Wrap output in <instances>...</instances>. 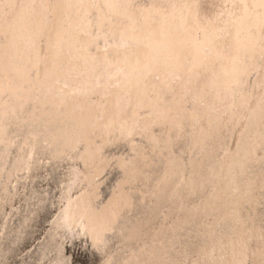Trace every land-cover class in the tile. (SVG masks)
<instances>
[{"label":"rangeland","instance_id":"rangeland-1","mask_svg":"<svg viewBox=\"0 0 264 264\" xmlns=\"http://www.w3.org/2000/svg\"><path fill=\"white\" fill-rule=\"evenodd\" d=\"M177 1L0 0V139H4L1 137L3 130L15 137L12 142L8 139L0 141V159L4 160L0 165V210L4 209V213L0 214V236L8 217L13 220L19 212L23 213L20 203L15 213L6 207L23 198L21 195L25 188L21 182L24 180L26 183L33 174L45 180L43 176L49 175L51 169L53 175H60L56 177L59 180L66 173L63 180L72 181L68 185L73 186L72 190H68L70 194L66 198V207L63 204L56 215L61 220L63 214L74 213L65 215L72 225V231H66L62 241L66 248L61 253L68 254L65 264H94L101 256L106 259L96 264H182L186 255V259L190 260L185 264H264V198L261 195L263 180L260 170L264 162V141L261 137L264 132V0H209L211 7L208 0ZM221 13L226 17L224 21L228 31L217 30V26H213L219 24V18L223 17ZM172 27L174 36L171 40ZM63 28L61 41L58 38ZM87 31L94 35L87 60L93 65V72L85 77L83 72L75 70L82 61L79 50L86 43ZM168 39L171 40L170 46H174L169 54L173 55L176 49L178 63L170 67V55L161 56L163 59L166 57V61L159 58V63H150V51ZM26 43L29 44L28 58L21 50ZM72 43L78 46L76 50L65 47ZM164 53L167 54L166 48ZM192 54L194 56L191 57ZM10 61L17 62L18 68L10 66ZM180 61H183L182 64ZM167 62L171 64L169 67ZM60 63L63 65L61 70H68L67 74L61 73L62 76L58 74ZM54 73L56 77H53ZM205 80L210 81L209 85ZM161 87L168 89L166 94L170 97L165 95L159 102L156 99ZM108 92L112 97L107 95ZM110 103L113 104L111 107ZM46 104L52 105L51 111L57 113L58 126L62 130L64 146L61 147L62 155L58 157L62 160L58 166V163L55 167L51 165L57 172L48 161L44 169L31 163L33 144L36 147L34 156H44L49 160L47 157H51L52 147L57 143L51 137L55 131L51 123L48 133L44 132L46 141L42 144L43 148L37 142L42 137L37 136L40 129L33 123L39 121L38 114ZM254 106L257 110L253 113ZM8 114H16V123L13 118L6 121ZM159 114L165 115L163 122H160ZM181 114L186 117L183 123H188L187 129L182 127L187 143L182 160L177 161L176 155H170L168 145L165 146L168 138H175L172 134H175V123ZM210 114L225 124L218 144L226 139V131L229 132L228 145L222 153L218 176L215 177L214 173L207 176L209 154L205 150V138L209 140L213 135L205 136L200 131L209 125ZM248 114H254L250 128L255 124L252 133L258 136H252L247 126L248 131L242 136L247 138L246 151L240 154L237 151L233 155L232 147ZM157 121L162 123L161 133L155 128ZM99 125L106 135L96 129ZM28 133L32 142L28 140ZM76 136L77 141L74 139ZM157 137L161 141V153L164 150V159L151 178L147 170L155 158L151 152V141ZM201 137L204 138L202 141L199 140ZM110 139L121 149L114 150V155L126 156L125 159H116L114 167L118 173L112 181L103 175L105 165L99 161L105 160L104 164L114 161L107 153ZM74 142L78 144L76 148L81 149L78 160L72 162ZM124 145L126 152L122 151ZM198 145L202 149L200 152L197 151ZM16 156L19 160L11 166ZM176 162L180 163L179 166ZM241 164H244L245 170H242ZM23 165L24 170L15 175L16 167L20 166L22 170ZM142 165H146L143 172ZM217 169L218 163L215 173ZM70 170L72 173H69ZM70 175L72 177L68 178ZM173 177L176 178L174 182ZM52 180L47 178L43 192H47V202L53 207L51 196L55 191L57 194L60 192ZM38 182L40 185L41 182ZM107 185L109 189L99 207L95 199L101 196L100 191ZM27 186L30 185L27 183ZM157 192L161 194L157 203L161 207L153 219L148 220L144 217L147 195ZM5 195H14L12 202L7 203ZM177 197L180 207L174 202ZM132 199L136 204L131 203ZM92 206L99 207L97 215L89 212ZM25 214L28 217L33 215L29 223L41 220V216L34 214L28 205ZM101 214L106 215L101 217ZM130 215L135 232L132 238L127 237L128 245L123 254L116 255L119 247L113 249L112 245L118 241L119 231L122 228L123 231L129 230L128 227L124 230L125 222L121 219L125 216L130 218ZM104 219L110 228L103 227H107ZM47 220V216L42 218L45 227ZM86 220H90L91 228L81 231L79 225ZM12 223L15 224L16 220ZM174 225L175 237L165 234L166 228ZM93 230L94 235H90ZM103 239L108 243L101 248L105 242ZM28 240L20 244L26 246L32 243L28 248L31 251L43 249L45 241L35 246L34 240ZM216 242L220 244L216 246ZM21 245L14 247L17 250L15 258L6 263L19 260V264H41L38 254L29 260L20 258L23 256L20 253L25 250ZM143 246L145 250L140 252ZM210 246H214L215 250L211 261L207 254ZM37 250L39 253L41 249ZM8 253L7 257L12 255ZM179 256H182L181 260ZM50 264L56 263L51 260Z\"/></svg>","mask_w":264,"mask_h":264},{"label":"bare ground","instance_id":"bare-ground-1","mask_svg":"<svg viewBox=\"0 0 264 264\" xmlns=\"http://www.w3.org/2000/svg\"><path fill=\"white\" fill-rule=\"evenodd\" d=\"M110 1V0H109ZM172 2H174V1H177V0H171ZM205 1V0H204ZM211 1V0H210ZM212 1H214V0H212ZM163 2H164V0H163ZM169 2V1H168ZM178 2V1H177ZM182 2V1H181ZM208 2H209V0H208ZM217 2H219V1H217ZM222 2V1H221ZM137 3V2H136ZM171 3V2H170ZM175 3V2H174ZM210 4V7H211V2H209ZM13 4H14V2H13ZM142 4V3H141ZM145 4H147V3H145ZM169 4V3H168ZM201 4V3H200ZM212 4H213V2H212ZM215 4V3H214ZM151 5V4H150ZM163 6H166V5H163ZM200 6V5H199ZM207 6H208V4H207ZM213 6V5H212ZM216 6V5H215ZM204 7V6H203ZM214 7V6H213ZM217 7V6H216ZM209 9V8H208ZM213 10H215L214 8H212ZM201 10H203V8L201 9ZM7 11H9L8 9H7ZM6 11V12H7ZM209 11H210V9H209ZM197 12V11H196ZM215 12V11H214ZM210 13V12H209ZM7 14V13H6ZM151 14V13H150ZM214 14V13H213ZM222 14V13H221ZM206 15V14H205ZM204 16V15H203ZM208 17H209V15H207ZM222 16L223 17H218L219 18V24L218 25H214L213 24V26H217L215 29H217V30H224V29H227V31H228V25H226L225 24V21H226V17L224 16V13L222 14ZM211 18V17H210ZM223 20H222V19ZM124 19V18H123ZM203 19V18H202ZM224 19H225V21H224ZM165 23V22H164ZM206 23H207V21H206ZM47 24V23H46ZM205 27H206V25H205ZM207 28V27H206ZM208 29V28H207ZM64 31H65V29L63 28L62 29V31L60 32V34H59V38H58V40L60 39L61 41H62V39H63V33H64ZM71 31V30H70ZM188 32V31H187ZM191 33V32H190ZM220 34V33H219ZM227 34V33H226ZM226 34L224 35L225 37H226ZM183 35V34H182ZM171 40L173 39V36H174V31H173V27H172V29H171ZM64 37H66V36H64ZM94 37V35L91 33L90 34V32L89 31H87V34H86V36H85V44H84V46L82 45V48H81V50H79V51H81L82 53H81V57H80V59L82 60V61H80V63L77 65V69L75 70V71H77V72H80L81 74H82V72H83V74H85V77L87 76L88 77V75H89V73H91V72H93V65L92 64H88L87 63V60L89 59L88 57L90 56V53H91V45H92V38ZM184 37V36H183ZM182 37V38H183ZM193 37V36H192ZM171 40L169 41V39H168V41L167 42H163L162 41V44L159 46V47H154L155 48V50H151L150 51V55H148V56H150V59H149V62L151 63H154V64H157V63H159L158 62V60H159V58H160V60H165L166 61V57H165V59H163V58H161V56H168V55H170L169 53H170V50L172 51L173 49L172 48H174V46H170V44H171ZM219 40V39H218ZM222 40V39H221ZM225 41H226V39H224ZM229 41L230 40H228V43H229ZM185 42V41H184ZM71 43V42H70ZM161 43V42H160ZM176 43V42H175ZM191 43V42H190ZM190 43H189V46H190ZM66 44H67V42H66ZM68 44H69V42H68ZM195 44V43H194ZM186 45V44H185ZM228 45V44H227ZM158 46V45H157ZM231 46V45H230ZM28 47H29V44H23L22 45V47H21V50L23 51V54H26V57L25 58H28L29 57V52H28ZM65 47H69V48H71V47H73V48H75V50L77 49V45H76V43H72V44H70L69 46H65ZM165 48H166V50H167V54H165L164 52H165ZM191 48V47H190ZM185 50V49H184ZM189 50V49H188ZM180 51V50H179ZM181 51H183V50H181ZM193 51V50H192ZM223 51V50H222ZM189 52H190V50H189ZM71 53H73L72 51H71ZM164 54V55H160V54ZM176 49H175V51L173 52V55H170L171 57H170V63L172 62V65L169 63V62H167L166 63V66L168 65V67H169V64L171 65L170 67H175V65L178 63V60L176 59V57L177 56H175L176 55ZM185 53V52H184ZM180 54H182V53H180ZM188 55H189V53H187ZM221 54V53H220ZM223 54V53H222ZM198 55V54H197ZM181 56H185V55H181ZM181 56H179V58L181 59ZM190 56V55H189ZM189 56H188V58H189ZM192 56H194L193 54L191 55V57ZM199 56V55H198ZM69 57H71V56H69ZM197 57V56H196ZM168 58V57H167ZM185 58H187V55H186V57ZM209 58V57H208ZM179 59V60H180ZM196 60V59H195ZM12 61V60H11ZM10 61V62H11ZM185 61H187L186 59H185ZM181 62V61H180ZM183 62V61H182ZM182 62H181V64H182ZM188 62H190V61H188ZM186 63V62H184V63H186V65L187 64H189V63ZM193 62V61H192ZM192 62H190V63H192ZM195 63H196V61H195ZM61 64V63H60ZM88 64V65H87ZM14 65V66H13ZM190 65V64H189ZM10 66H13L14 68H18V65H17V62H15V61H13V62H11L10 63ZM62 64H61V66L59 67V69L60 70H58V74L59 75H61L62 76V74L61 73H68V70H61L62 69ZM79 66H80V68H79ZM182 66V65H181ZM49 68V66L47 67V69ZM53 68V65H52V67H51V69ZM184 69V67H181V69ZM202 68V67H201ZM218 68V67H217ZM46 69V70H47ZM151 69V68H150ZM205 69V68H204ZM206 70V69H205ZM182 70H180V72H181ZM200 71V70H199ZM214 72V71H213ZM81 74H79V77L81 76ZM211 74V73H210ZM214 74V73H213ZM56 73H54L53 74V77H56ZM149 75V74H148ZM158 75V74H157ZM179 75V74H178ZM66 76H68V75H66ZM154 76H155V73H154ZM181 76V75H180ZM200 76H201V74H200ZM200 76H198V78L200 79ZM206 75H204V77H205ZM169 77V76H168ZM213 77V76H212ZM215 77V76H214ZM225 77V76H224ZM82 78V77H81ZM84 78V77H83ZM156 78V77H155ZM177 78H178V76H177ZM197 78V79H198ZM203 78V77H202ZM207 78V77H206ZM209 78H211V76L209 77ZM208 78V79H209ZM86 78H84V80H85ZM157 79H159V78H157ZM156 79V80H157ZM194 79H196L195 77H194ZM196 79V80H197ZM215 79V78H214ZM213 78H212V80H214ZM167 81V80H166ZM190 81V80H189ZM198 81H200V80H198ZM206 81V80H205ZM157 82V81H156ZM168 82H170V81H168ZM174 82H175V80H174ZM197 82V81H196ZM204 82V81H203ZM207 83H208V85H209V82L208 81H206ZM191 83H192V80H191ZM199 83V82H198ZM200 84V83H199ZM202 84H204V83H202ZM191 85V84H190ZM194 85V84H193ZM195 85H196V83H195ZM169 86V85H168ZM199 86V85H198ZM202 86V85H201ZM165 87V86H164ZM191 87V86H190ZM194 87V86H193ZM192 88V87H191ZM190 88V89H191ZM204 88H205V86H204ZM203 88V89H204ZM165 89V88H164ZM195 89V88H194ZM193 89V91H195ZM166 90H168L167 88L165 89V90H163L162 89V87H161V89L159 90V96H157V99L156 100H159V102H160V100L163 98V97H166L165 95H168V94H166L168 91H166ZM196 90L198 91L199 90V88H196ZM200 90H201V88H200ZM201 92V91H200ZM200 92H198L199 94H200ZM192 94H194L193 92H191ZM196 95H197V93L195 94V97H196ZM159 97V98H158ZM168 97H170L169 95H168ZM189 97H193V96H189ZM195 97H194V99H195ZM202 97V96H201ZM200 97V98H201ZM203 98V97H202ZM193 98H190V100H192ZM196 99H197V97H196ZM195 99V100H196ZM191 102H194V100L193 101H191ZM157 104H158V101H157ZM193 104V103H192ZM20 105H23L22 103L20 104ZM74 105H76V103L74 104ZM200 105V104H199ZM52 105H50V104H46L45 106H44V108H41V110H40V112H39V114H38V118H39V121L36 123V122H34L33 123V125L35 124V126L36 127H38L39 126V131H37V133H38V137H42V138H40V139H37V142L42 146V144L46 141V140H44L45 138H44V132H47V130H49V125H50V123H51V128H53L54 127V129H55V131H54V135L53 136H51V137H53L54 139H56L57 140V143H56V145H54L53 147H52V151H51V156H53L54 158H52V162L53 163H51V161H50V166L51 165H55V164H57V166L58 165H60V160H62V159H60V158H58L60 155H62V151H63V148L61 149V147L62 146H64L63 144H62V140H63V138H62V130H61V127H59L58 126V115H57V113L55 114V113H53L51 110H52V108H50ZM196 108V107H195ZM255 109V110H254ZM257 109L255 108V106L253 107V109L251 110V112H255ZM262 110H264V109H262ZM182 111V110H181ZM253 112V113H254ZM167 113V112H166ZM165 113V114H166ZM182 113V112H181ZM55 114V115H54ZM161 114V113H160ZM159 114V115H160ZM249 115V114H248ZM54 116H56V118L54 117ZM161 116V115H160ZM164 114H162V116H161V121L160 122H163V120H164ZM183 116H184V114H181L180 116H179V119H177L176 120V123H175V134H172V135H175L174 137L175 138H173L172 139V137H170L171 139H169L168 138V140H166L168 143H166V146L165 147H167V145H168V147H167V150L169 151V153H170V155L171 154H175L176 155V157H177V161H181L182 160V158H183V155H184V149H185V145H186V143H187V140L186 141H184V139H185V137H184V135H183V133H184V128H182V127H186V129H187V126H188V123L186 122V123H183V119L184 118H186V117H184L183 118ZM251 116V117H250ZM254 116V114L253 115H249V116H247V117H249V118H245V122H244V124H242V126L240 127V129H239V132H238V137H237V139H235L236 141L234 142V146L231 148L232 150H233V155L235 154V152H234V147L236 146H238V144H240V142H242L243 140H242V138L244 139V137H242V136H245V132L247 133V131L248 130H251V128H250V126H251V124H252V122H253V117ZM264 117V116H263ZM47 119V120H46ZM180 119H181V121H180ZM185 120V119H184ZM159 121V120H158ZM155 122V128H156V130L158 129V130H160V133H161V131L163 130V129H161L162 128V123H160V122ZM247 121V122H246ZM185 122V121H184ZM209 125L207 126H205V127H203L202 128V130H200V131H202L203 133H204V135L205 136H210L211 134L213 135L212 137H210L209 138V140L207 139V138H205L206 139V141H207V144L205 145V150L208 152V159H210V158H212V159H215V154H216V144H218V140H220V138H221V133L223 132V130H224V126H225V124L224 123H221V121L219 122L217 119L215 120V117H214V115L212 114H210V118H209ZM46 124V125H45ZM187 124V125H186ZM247 124V125H246ZM168 125V124H167ZM174 125V124H173ZM180 125V126H179ZM248 126V128H250V129H246V127ZM254 126H255V124L252 126V129L254 128ZM171 127V126H170ZM173 127V126H172ZM183 130H181V129ZM179 130H180V133H179ZM163 132V131H162ZM165 132V131H164ZM173 132V131H172ZM48 133V132H47ZM244 133V134H243ZM217 135H218V138H217ZM261 135H262V137L264 138V132H262L261 133ZM215 137V138H214ZM180 138H182V140L180 139ZM213 138H214V140H213ZM239 138H241V140L239 141L238 139ZM262 138V140L264 141V139ZM204 138L203 137H201V139H199V140H203ZM198 140V142H200ZM205 141V140H204ZM176 142V143H175ZM239 142V143H238ZM160 143V144H159ZM178 143H180V144H178ZM116 142L115 141H111V139H110V143L109 144H107V153H108V155L110 156V157H112V159L113 160H116V159H118L119 157H118V155L117 154H115L114 155V150H117V148L118 149H120L119 147H116ZM131 147H133L132 145H131ZM135 147V146H134ZM42 148H43V146H42ZM127 149L129 150V145H127ZM68 150V149H67ZM121 150V149H120ZM122 151H124V152H126V150H125V145H124V150H122ZM151 152H153V155H154V159H152L153 161H151V163H149V165H148V171L150 172V174H151V178L153 177V174L154 173H156V171L158 170V168H160L161 167V164H162V162H163V155H164V150H163V152L161 153V141H160V138L159 137H157L155 140H153V141H151ZM64 153L66 154L67 153V151L65 150L64 151ZM64 153H63V155H64ZM110 153V154H109ZM125 154H127V153H125ZM123 157V159H125V155L124 154H122L121 155V158ZM56 158V159H55ZM53 159H55L54 161H53ZM199 159H200V157H199ZM230 159H231V157H230ZM229 159V160H230ZM67 160V159H66ZM120 161V160H119ZM215 161V160H214ZM56 162V163H55ZM153 162V163H152ZM118 163H120V162H118ZM176 164H177V166H179V164L180 163H177L176 162ZM216 164H217V162H216ZM146 165H142L141 166V172H143V168L145 167ZM160 166V167H159ZM55 167V166H54ZM61 167H63V166H61ZM119 167V166H118ZM216 167H217V165H216ZM51 168H53L52 166H51ZM116 168V167H115ZM56 169H58V168H56ZM70 169V167L68 168V170ZM216 169V168H215ZM53 170L55 171V172H57L54 168H53ZM113 171V174L110 176V179H111V181H112V179L114 178H116L117 177V173H118V170H117V168H116V170H112ZM53 171L50 169V173H49V175H47V178H49V180L51 179L52 180V178L53 177H55L52 181H54L55 179H56V177H57V175L58 176H60L59 174H55V172H54V174L55 175H53V173H52ZM140 172V173H141ZM209 174L207 175V176H212V174L213 173H215V172H213V171H207ZM52 173V174H51ZM144 174H146V173H144ZM51 175H53V177L51 176ZM62 175V174H61ZM50 176L52 177V178H50ZM66 177V173L64 174V178ZM58 178V177H57ZM64 178H62V179H64ZM144 179H146V177L144 178ZM149 179V178H148ZM173 180V182L176 180V178L175 177H173L172 178ZM150 180V179H149ZM49 183V182H48ZM21 184L23 185V184H25V182H24V180H23V182H21ZM109 185H110V183H109ZM165 186V185H164ZM5 189V188H4ZM107 189H109V186L107 185V186H105L103 189H102V191H100L101 192V196H98V198H97V200L95 199V202L96 203H98V205H100L99 207H101V199L102 198H104V195H105V193H106V191H107ZM53 190H55V189H53ZM53 190H51V191H53ZM6 193V192H5ZM60 194V193H59ZM59 194H57V195H59ZM6 196V195H5ZM13 195H11V196H6V197H8V199L6 200V202L8 203V202H12V199L14 198V197H12ZM159 196H161V194H160V192H157V193H148V195H147V197H148V200H147V202L145 203L146 204V206H148L149 204H150V200H151V198L153 197V198H155V203L157 204L158 202H159ZM96 197H97V195H96ZM95 197V198H96ZM17 198V197H16ZM34 199V198H33ZM147 199V198H146ZM17 201H18V199H17ZM172 202H173V200H172ZM174 202H177V203H175L176 204V206H178V207H180V199H179V197H177V199H175V201ZM174 202H173V204H174ZM19 203H20V206L23 208V213H18L19 214V216H16V217H14L13 218V220L15 219L16 220V224H18V226H17V228L15 229V231H16V235H17V237L16 238H14L13 240L14 241H12V238H13V230H12V232H11V234H10V231H11V229H10V226H11V224H10V219H12V218H10V216L8 217L9 219L7 220V222H6V224L4 225V228L2 227V229H3V233H2V237L0 236V241L1 242H3V237H4V239L7 241V240H9V242H10V245H9V247H11L12 249L15 247H17V246H20L21 244H20V242L21 241H23V242H26L27 240H28V235L27 236H25L24 237V235H23V233H21V235L18 237V235L20 234V232H21V230H25V231H29V230H31V227H32V222H30V224L29 225H27V227H26V224H27V218H28V216H27V214H25L26 213V209H27V204L24 202V201H22L21 199H20V201H19ZM18 203V204H19ZM114 204V202H112L111 203V205H113ZM148 204V205H147ZM23 205H25V206H23ZM95 206H96V204H95ZM29 207V206H28ZM94 206H92V207H90V209H89V212L91 211V212H93V213H95L96 215H97V213H99V207H97V208H93ZM177 207V208H178ZM19 208V207H18ZM30 208V207H29ZM146 208L147 207H145L144 206V210L146 211ZM95 209V210H94ZM16 210H17V208H16ZM149 210H151V209H148L147 211H149ZM146 211V214L144 215V217H148V212ZM25 212V213H24ZM48 212H49V209H48ZM107 212V211H106ZM109 212V211H108ZM43 213V212H42ZM110 213V212H109ZM107 214V213H106ZM106 214H101V215H99V216H101V217H103V216H105ZM29 215H31V214H29ZM38 216L39 215H41V213L40 214H37ZM103 215V216H102ZM35 216V215H34ZM40 217V216H39ZM100 217V219H102ZM173 217H174V215H173ZM32 218V217H31ZM30 218V219H31ZM42 218L44 219V215H42V217H41V220H38V222H36V225H37V227H39V226H41L42 225ZM65 219V214H63L62 215V219H61V222L63 221ZM126 219V216H125V218H123V219H121L122 220V222H125V225H123V227H124V230L125 229H127V227L129 228V230H127V232H129L130 231V233L128 234L129 235V237L130 238H132V236H133V232H135V231H133V225H134V220H133V217L130 215V218L129 217H127V219ZM37 221V220H36ZM44 221V220H43ZM85 226H84V228H83V230H85V231H87V230H89V228H91L90 226H91V222H90V220H86V222L85 223H83ZM175 229H176V226L174 225V226H172V227H168V229L166 228V230H165V234H171L172 235V237H175ZM94 231L95 230H93V232H90L91 234L90 235H94L93 233H94ZM121 231H123V228H122V230H120L119 232H120V234L118 233L117 234V237L120 235V238H122V237H125L126 236V242H124V244H126L127 243V237H128V235L126 234V233H121ZM83 234H84V232H83ZM88 235H89V231H88ZM48 237V236H47ZM9 238V239H8ZM27 238V239H26ZM144 238V237H143ZM51 240H52V238L50 239V242H51ZM48 242H46L45 241V243H43V250H46V249H48L49 250V247H50V242H49V238H48V240H47ZM118 241H120V240H118ZM16 243V245H14ZM2 244V243H1ZM55 244V242H52V245H54ZM121 245V244H120ZM22 247H24V245L22 246ZM11 248H10V250H11ZM15 248L12 250V252H10V251H8L9 253L8 254H12V255H14L15 254V252L17 251V250H15ZM142 250H145V246H143V248H141L140 249V252H143ZM6 251V252H7ZM40 251H42V250H40ZM163 252H164V250H163ZM38 254V257L40 256L41 258V264H50V262H51V260H54L55 261V263L56 264H65V260L67 259L66 257L68 256V254H67V252H56V254L55 253H53L52 255H53V257H51V256H49L48 255V253H41V252H39V253H37ZM37 254L35 255V257L37 256ZM49 256V257H48ZM34 257V256H33ZM10 258V257H9ZM11 259H12V257H11ZM11 259H9V260H11ZM127 262V261H126Z\"/></svg>","mask_w":264,"mask_h":264},{"label":"water","instance_id":"water-1","mask_svg":"<svg viewBox=\"0 0 264 264\" xmlns=\"http://www.w3.org/2000/svg\"><path fill=\"white\" fill-rule=\"evenodd\" d=\"M241 89H243V87ZM99 91L100 92H103L102 89L101 90L99 89ZM105 94H107V93H105ZM110 94L111 93L108 92L107 95L110 96ZM110 97H112V96H110ZM109 105L108 106L111 107L113 104L110 103ZM11 118H13V120H14L13 122L16 123V119H17L16 118V114H14V115L8 114L6 121L8 122ZM1 120L4 121V118L2 117ZM96 129H98V131L103 132L104 134L106 133V131L103 129V127L101 128L100 125L98 127H96ZM250 132H251L252 136H258L257 134L252 133L253 132L252 129L250 130ZM228 136H229V132L226 131V136H225L226 139H224V141L221 142V144H217V147H215L217 149L216 150V154H215V159L210 158V159H208L206 161V167L209 168L208 171H213V172H215V168H216V165H217L216 162L218 163V169H217V172L214 173V177L216 175L218 176V170H219V166H220V159L222 157V153L227 148V145H228L227 137ZM1 137L4 138V139H8L11 142L15 138L14 136H11V132H8L7 130L1 131ZM28 137H29L28 140L32 142V136H31V134L28 133ZM4 139H0V141L1 140H4ZM74 139H75V141H77L76 140L77 139V136ZM180 139L182 140V138H180ZM243 140H244V145L242 144V142H240V144H238V146L235 148V153L238 151V154H240L241 152H243V150L246 151V147L244 148V146H247V144H248L247 143V138L244 137ZM74 143L75 144L73 145L74 151L72 152V155H73L72 162L74 160H78V157H77L78 151H80V149H81V148H76L78 146V144H76V142H74ZM31 144H33V143H31ZM206 144H207V141H206ZM0 145L2 146V144H0ZM33 146H34V150H33V153H32L33 155H32V162L31 163H33V165H35V166L37 165L40 168L47 167V163L50 162L52 160V158H54V157L53 156L47 157V158H49V160H47L46 157H44V156H34V153L36 152V147H35L34 144H33ZM197 149H198L197 150L198 152H200L202 150V149H200V145H198V148ZM9 152H10V150H8V153ZM244 155L247 156V154H244ZM248 157H249V154H248ZM43 158L45 159L44 161H42ZM23 159H25V158H23ZM119 159H121V157H119ZM251 159H252V157H251ZM18 160H19V158H18V156H16L15 159L10 163V165L12 166L13 165V162L18 161ZM46 161H48V162H46ZM79 161L82 162L83 160L82 159H79ZM99 161L102 162L101 164L105 165V172H103V175L107 179V176L110 177L113 174V171L112 170H115L116 169L114 167V164L117 163V160H114L115 162L114 161L113 162H109L108 164H104L105 163V160L102 161V160L99 159ZM121 161H124V160H121ZM257 161H261V160L258 159ZM94 162L95 163L98 162L97 158L94 159ZM203 162L205 163V161H203ZM1 163L3 164L4 163V160L2 161V159H0V165H1ZM44 164H45V166H44ZM17 165H18V163H17ZM241 166H242V170H245L244 164H241ZM245 166H247V165L245 164ZM22 167H23L22 170L20 169V166L16 167L15 175H16V173L18 175L19 172L21 173L24 170V167L25 166L23 165ZM260 170H262L261 174H262V180H263V181H261V195H263V198H264V162L262 163ZM34 172H36V170ZM42 172H43V174H45L44 173V170H42ZM69 173H72V170H70ZM11 174H13V171H12ZM27 175H28V173H27ZM69 177H72V176L70 175V176H68V178ZM27 178H29V177H27ZM43 178H45V180H43L40 176H35V174L31 175L30 176V179H27V182L25 184H23V186H24L25 189H24V193H22V195H21V196H23V198L21 200L24 201L29 207H31L32 212L34 214H36V213L37 214H40L41 213V215H39V216L42 217V215H44V218L47 216V219L51 220L52 223H51V221L47 220V226L46 227L43 226V225H42V227L41 226L40 227H37L36 223L34 222V223H32L31 230H29V231L21 230L20 235H21V233H23L24 237L27 236V235H28L27 238L32 237L31 239L28 240V242L34 240L33 242H36L35 246H38L39 242L42 241V240L48 242L47 241L48 238H49V242H50V239L52 238V240L50 242L51 245L49 247V250L48 249L43 250L42 248H35L34 251H31V250L28 249V248H31V246H29V245H31L32 243L24 246L25 247V250L24 249L21 250V252L23 250H24V252L23 253H20V255L21 254L23 255L20 258H23L24 260H29L31 257L35 256L37 254V251H38L37 249H41L42 250V251H40L41 253H48L49 256L53 257V255H52L53 253L56 254V252H61L63 249L66 248V246L62 243V241H64V238H65L64 236L67 235V232H66V230L64 228V225L62 224L61 220L59 218H56V215L58 213V209L61 208V207H63V204L65 206L66 198L70 194L68 190H72L73 189V186L71 187L70 185H68L72 181L68 180L66 182V180H63V179H60V180L59 179H55L53 181V185H55L58 188V192H60V194L57 195V193L55 191L53 193V196H51V197H53L52 198L53 207H52L51 204H49V202H47V200H48V198L46 197L47 196V192H45L46 194L43 192V189L45 187V182L47 181V176L46 177L43 176ZM31 179H32V181H31ZM38 181L41 182L40 185H39V182ZM19 182H20V180H19ZM27 183L30 186H27ZM32 186H34V188H32ZM4 192H5V190H4ZM49 193H51V192H49ZM12 197H14V195ZM32 197H34V201H32ZM19 201H20V199H18V201L16 202L15 205H14V202H13L12 203V206H6V207H8L9 210L12 213H15V212H17L16 211V206H18ZM154 201H155V198L152 197L151 200H150V204L149 205L147 204L148 206H146V204H145V206L147 207L146 210L151 209V210L147 211L148 212V218H149L148 220H152L153 217L156 215L157 211L159 210V208L161 207V204H156ZM131 203L132 204H136V202L134 201V199H132ZM48 209H49V212H48ZM67 212H71V211H67ZM74 212H75V215H76V211H74ZM1 213H4V209H3V211L0 210V214ZM53 213H55V214L53 215ZM71 214H74V213H65V215H68V216H71ZM149 215H151V216H149ZM50 216H52V218ZM53 216L55 217V220H54ZM31 217H33V215ZM31 217H28L26 227H27V225L30 224L29 223V220H30ZM12 221L13 220L10 219V224H11V226H10V229H11L10 234H11V232L13 230V238H12V241H14L13 239L17 237L15 229L17 228L18 224H16V223L14 224V223H12ZM103 221L106 223V219H104ZM101 223H102V221L99 222V224H101ZM106 224H107V227H105V226H103V227L104 228H110V224L108 222ZM106 224H104V225H106ZM104 231H106V229H104ZM121 233H126L128 235L130 233V231L129 232H127V231H121ZM4 237H3V242H1L2 240L0 241V264H19V262H18L19 260L16 263H12V262L11 263H6L7 261L8 262L10 261V260H8L9 257H12L11 260H13L15 258V256L14 255H11V256L8 255V257H7V255H6L7 252L6 251L8 250V251L12 252L13 249L11 247H9V245H10L9 240L6 241L4 239ZM18 237H19V235H18ZM118 240H120V241H116L112 245V248L113 249L114 248L116 249V247H119L116 255H118L119 253L120 254L121 253L123 254V251L127 248L125 246L128 245L127 243L124 244V242H126V236L123 237V238H120L119 237ZM103 241H105V240L103 239ZM52 242H56V244L55 245H52ZM106 243H108L107 240L105 242H103V244L101 245V248L102 247L104 248V246H105L104 244H106ZM219 244H220V242H218V243L216 242L215 245L218 246ZM14 245H16V243ZM10 248H11V250H10ZM213 249H214V246H210L207 249V254L209 255V257H208L209 258L208 259L209 261H211V257H213V255H214V251L215 250H213ZM181 257L182 256H179L178 259L181 260ZM187 257L188 256L186 255L185 259L182 260V264H185V262L189 259V258L186 259ZM103 258H104V256H101L100 260L95 261L94 264L98 263ZM104 259H106V258H104ZM111 261L113 262V260H111Z\"/></svg>","mask_w":264,"mask_h":264},{"label":"clouds","instance_id":"clouds-1","mask_svg":"<svg viewBox=\"0 0 264 264\" xmlns=\"http://www.w3.org/2000/svg\"><path fill=\"white\" fill-rule=\"evenodd\" d=\"M64 228L66 231L71 232L72 231V225L69 222V220L67 219V217H65V219L62 221ZM79 228L81 231H83L84 225L83 222H81V224L79 225Z\"/></svg>","mask_w":264,"mask_h":264}]
</instances>
